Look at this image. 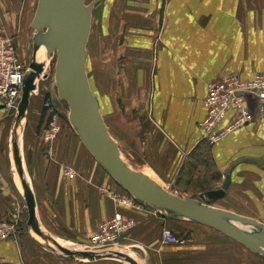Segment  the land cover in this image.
I'll return each instance as SVG.
<instances>
[{"label": "crops", "instance_id": "crops-1", "mask_svg": "<svg viewBox=\"0 0 264 264\" xmlns=\"http://www.w3.org/2000/svg\"><path fill=\"white\" fill-rule=\"evenodd\" d=\"M131 1L122 8L113 0L94 7L90 30L94 41L103 27L114 32L121 26L129 28V41L135 45L129 48L130 58L147 52L146 57L140 56L147 61L162 25L153 79L145 62L146 68L136 73L139 91L125 99L124 111L93 92L104 122V114L108 115L106 127L120 153L123 149L135 170L160 186L177 188L172 191L182 198L205 202L204 195L218 190L227 175L225 194L210 205L264 223V120L254 119L212 144L202 138L199 128L206 116L203 101L209 81L230 73L243 79L264 73V0ZM32 3L0 0V28L17 39L19 58L24 45L20 36L34 15ZM48 89L37 90L30 99L21 144L37 220L52 238L70 248L91 247L90 239L100 224L119 213L133 219L135 227L118 245L139 264H264L263 256L212 228L117 203L116 196H124L125 191L89 155L70 127L60 125L62 130L49 150L44 148L39 133L45 124L41 104ZM13 116L0 107V220L16 214L20 219L25 213L26 226V208L23 204L20 208L22 198L9 158ZM232 117V112L227 113L215 131L224 129ZM65 168L74 175H65ZM163 229L173 230L184 243L164 244ZM0 264L123 263L60 258L36 244L25 228L15 238L0 242Z\"/></svg>", "mask_w": 264, "mask_h": 264}, {"label": "water", "instance_id": "water-1", "mask_svg": "<svg viewBox=\"0 0 264 264\" xmlns=\"http://www.w3.org/2000/svg\"><path fill=\"white\" fill-rule=\"evenodd\" d=\"M95 2L85 0H37L30 23L32 55L24 73L20 99L12 119L9 158L18 180V191L26 208V228L36 244L70 261L116 260L139 264L118 244L67 248L44 231L36 216V203L22 154V135L27 109L37 84L50 75L48 60L55 56L53 87L58 100L68 108L67 120L84 148L99 166L131 197L166 218L203 225L242 244L251 253L264 257V223L213 207L209 202L182 198L166 190L147 174L135 170L121 157L118 144L110 136L86 73L87 43ZM43 48L46 65L37 61ZM229 177L218 190L204 196L210 200L223 197ZM121 248V247H120Z\"/></svg>", "mask_w": 264, "mask_h": 264}, {"label": "built area", "instance_id": "built-area-1", "mask_svg": "<svg viewBox=\"0 0 264 264\" xmlns=\"http://www.w3.org/2000/svg\"><path fill=\"white\" fill-rule=\"evenodd\" d=\"M26 69V65L20 61L13 37L0 28V107L13 115L20 99L22 75ZM204 106L206 116L202 122H199V128L203 133L202 138L211 144L219 141L224 135L251 123L254 119L264 120V73L249 79L230 73L222 75L217 80L209 81ZM41 109L45 119L42 140L50 144L61 129L52 95L44 97ZM229 112L233 113L231 122L224 129L215 131L217 125ZM65 171L67 176L74 175L71 169L66 168ZM118 203L132 209H150L127 193L120 197ZM134 225L133 219H125L121 214L116 213L100 224L90 239L91 245L93 247L114 245ZM18 226L17 219L14 220L13 217L0 221V242L15 238L20 232ZM162 242L183 244L184 239L170 230L163 229Z\"/></svg>", "mask_w": 264, "mask_h": 264}, {"label": "rangeland", "instance_id": "rangeland-1", "mask_svg": "<svg viewBox=\"0 0 264 264\" xmlns=\"http://www.w3.org/2000/svg\"><path fill=\"white\" fill-rule=\"evenodd\" d=\"M93 1L96 4V5H94V7H97V5L102 6V4L106 3L108 0H93ZM85 3L89 4L90 2H89V0H85ZM123 3L125 6L126 4H131L132 1L131 0H113L112 4L117 5V6L119 5L120 8H122ZM36 4H37V0H33L32 6L30 5L31 6L30 12H32L31 17L35 11ZM93 10H94V8H93ZM161 26L158 30H156V34L154 36V41L150 45V53L153 56L156 54V52L161 47V41H160ZM93 29H94V26H93ZM25 31L26 32H24V34H22L20 36V40L21 39H22L21 41L24 40L23 41L24 45H23L22 49L21 48H19V49H20V52L22 54L20 61L23 62L27 67L29 60L31 58V55H32L31 38H32V35L34 34V30L31 29V27L27 26ZM116 31L117 32H114L107 27H103V28H101V36L94 41L92 38V36H94L92 34L93 30L91 31V34L89 37V43L87 45V53H86V60H85L86 62L85 63H86V69H87L86 73H87V76H88V79L90 82V86H91V89L93 90V92L95 93V95L99 99H102L103 102L109 101L110 103H118V107L120 108V110L124 111L125 99H129L130 95L132 93H134V95L136 96L137 92L139 91L138 90L139 89L138 88L139 82L136 79V75H137L136 73L141 69V67L146 68V65H145V62H146V63H148V70L150 73L149 78H151V80H152L153 74L155 73L154 72V69H155V61L154 60L155 59L152 56L151 60L147 59V61L146 60L142 61L140 56H142L143 58L146 57L147 52H142V54L144 53V55L138 54V55H136V57H137L136 59H131L130 55H129V53H131L130 52L131 50L129 48H133L132 46H135V45H133L129 41L130 40V38H129L130 37V29L126 28L124 26L123 27L121 26ZM16 41H17V39H14V42H15V45H16L17 51H18V46H17L18 41L17 42ZM142 45L146 46V44H142ZM54 61H55V56L51 55L49 60H48L50 75L46 80H40L38 82V84H37L38 88L37 89L44 92V89L45 88L48 89L47 87H49L48 91H46V90L45 91L54 97L55 106H56L57 111H58L57 113L59 116V122H60L61 128L65 129L66 126L70 127L68 120H67V115H66V114H68V108L64 102L57 99L56 92H55V89L53 87L52 73H53ZM140 64L145 65V66H141ZM150 64H152V65L150 66ZM131 69H132V72H131ZM131 89H133V90H131ZM33 98H35V97H33ZM203 103H204V101H203ZM41 106H42V104H41ZM107 117H108V115L105 113L104 114L105 122L108 120ZM43 120L45 121L44 117H43ZM43 129H42V131H43ZM62 129H60V130H62ZM39 131H40V129L37 130L38 133H39ZM42 131H41V134L39 133V135H41L40 139H41L42 146L44 148H46L47 150H49L51 144L56 139V137L52 142H50V144H46L42 140ZM120 154H121V157L124 159V161L129 164V166H131L133 169L137 168L131 162L130 157H128V155H126L124 153L123 149L121 150ZM65 169H64V173L67 172V171H65ZM165 189L170 190L171 192H172V190H175V189H176V191H178L177 188L172 189L169 187V188H165ZM183 198H186V197H183ZM203 198H204L205 202H209V204H212L214 202V200H210L205 196ZM115 200L118 203V200H120V197L116 196ZM22 204L24 205V203L21 199L20 208H22V206H21ZM12 217L14 220L17 219L18 225H19L18 228L20 231L22 229L26 228V226L23 225V222H25V217H26L25 213H24V215L21 214L20 219H19L18 214L14 215ZM0 221H2V220H0ZM134 227H135V225L130 230H132ZM170 231H173V230H170ZM116 244H118V243H116ZM120 247L117 249H114V250L118 251V249L119 250L121 249L120 251H122V252L126 251L128 253L127 249H125L123 247L120 248ZM130 254H131V252H130Z\"/></svg>", "mask_w": 264, "mask_h": 264}, {"label": "bare ground", "instance_id": "bare-ground-1", "mask_svg": "<svg viewBox=\"0 0 264 264\" xmlns=\"http://www.w3.org/2000/svg\"><path fill=\"white\" fill-rule=\"evenodd\" d=\"M47 57H46V55H45V51H44V49L43 48H41L39 51H38V53H37V61L39 62V63H42L43 65L45 64L46 65V63H47ZM86 62V61H85ZM85 65H86V63H85ZM89 80V79H88ZM90 83V82H89ZM93 92V91H92ZM14 178H15V181H16V183L18 184V180H17V178H16V176L14 175ZM61 244V243H60ZM62 246H65L66 247V249L67 248H70L68 245H65V244H61ZM72 249V248H71Z\"/></svg>", "mask_w": 264, "mask_h": 264}, {"label": "trees", "instance_id": "trees-1", "mask_svg": "<svg viewBox=\"0 0 264 264\" xmlns=\"http://www.w3.org/2000/svg\"><path fill=\"white\" fill-rule=\"evenodd\" d=\"M49 94L46 92L45 97H47ZM43 116V115H42Z\"/></svg>", "mask_w": 264, "mask_h": 264}]
</instances>
